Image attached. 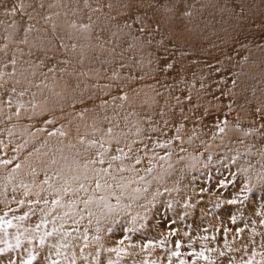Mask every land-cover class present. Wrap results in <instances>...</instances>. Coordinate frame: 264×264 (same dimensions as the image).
<instances>
[{"label": "rangeland", "instance_id": "rangeland-1", "mask_svg": "<svg viewBox=\"0 0 264 264\" xmlns=\"http://www.w3.org/2000/svg\"><path fill=\"white\" fill-rule=\"evenodd\" d=\"M27 1L0 0V264H264V0ZM169 93L223 129L191 184Z\"/></svg>", "mask_w": 264, "mask_h": 264}, {"label": "bare ground", "instance_id": "bare-ground-1", "mask_svg": "<svg viewBox=\"0 0 264 264\" xmlns=\"http://www.w3.org/2000/svg\"><path fill=\"white\" fill-rule=\"evenodd\" d=\"M32 3H34V0H28L25 3V7L26 8H30V6H32ZM27 11V10H26ZM100 48V46H99ZM95 62H103V61H99V60H94ZM104 63V62H103ZM204 92L205 95H209V96H215L218 94V92L216 91H202ZM171 93H169V95H161L159 98H157L156 100H154L153 104H152V108L150 110H148V115L150 117L151 120V130H155L157 133H161L162 136H164L165 138H168L166 140L169 141L170 139L173 140V142L175 141L176 143H178V146L180 148L185 147L186 149L192 148L193 147V153L191 152V156L187 161H184L182 159L179 160L178 164H173L172 166L173 169L177 171H179V174H176V176H179V179H183L185 180L186 178V184H191L192 180L190 178V173L193 170V167L196 166L197 164H199V162L201 161V158H204L205 156L213 153L212 150H206L202 147L197 146L198 145V134L201 133H207L210 130L216 129L217 132L222 131L223 129L221 127H217L216 125V117H217V113H212V114H207V113H201L198 114V110L193 108L192 112H187L186 110H184V104L182 101L180 100H172L170 97L168 98V96H170ZM160 105V106H159ZM156 106V108H155ZM228 103L227 102H223L222 104H219V110L218 113H223L226 109H227ZM154 107V108H153ZM239 122V120H236L234 123L237 124ZM208 127H210V129H208ZM177 130H183L184 131V136H187L189 143L191 145V147L187 146L186 144H184L182 138L179 136V134L177 133ZM176 133V134H175ZM174 137V138H173ZM114 150V148H112ZM131 154H134L133 152H130ZM158 153V150L156 151V155ZM90 155V154H88ZM154 154L150 155V157H143L142 155H137V156H133L135 158V161L137 163V165L139 167H146V165L148 164H154V163H158L160 164L159 161L162 162L163 159L161 158H157ZM128 156H122L121 160H127ZM143 159V160H141ZM184 164V165H183ZM118 165H122V164H118ZM164 165V164H162ZM179 165V167L177 166ZM183 165V166H182ZM125 175H130L131 172L130 171H126L124 173ZM175 178V177H174ZM174 178L172 177V179L170 180V182L175 181ZM176 179V178H175ZM177 180V179H176ZM101 181L105 182V183H111L112 187L117 185L116 184V179L114 177H105L102 178ZM184 183V182H183ZM171 184V183H170ZM100 194H104L105 192H99ZM187 193L184 192V195H186ZM216 200H219L218 197H215ZM228 201L225 200V205L221 206L222 208L224 207H228L230 206V204H226ZM126 202L123 199H119L117 200V203L115 204V207L117 208L118 206H123ZM112 208H114V203L112 204ZM235 209L237 210V207H235ZM136 208V212H137ZM92 214V213H91ZM196 220L195 218L192 219L190 217H188V220ZM101 227H107V223H105L104 221L101 223L100 225ZM7 237H9L7 235ZM11 238V237H9ZM6 238V239H9ZM159 246L161 247H168V244L162 240H160L158 242ZM143 248V247H142ZM142 248H136L135 250H132L134 252L137 253H145L142 252ZM145 250H147L146 248H144Z\"/></svg>", "mask_w": 264, "mask_h": 264}, {"label": "snow or ice", "instance_id": "snow-or-ice-1", "mask_svg": "<svg viewBox=\"0 0 264 264\" xmlns=\"http://www.w3.org/2000/svg\"><path fill=\"white\" fill-rule=\"evenodd\" d=\"M113 159H116V157H113ZM101 163H102V161H101ZM97 187H99V184H97ZM53 203H56V201H53ZM49 235H50V234H49ZM27 264H30V261L27 262Z\"/></svg>", "mask_w": 264, "mask_h": 264}]
</instances>
